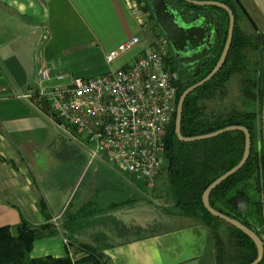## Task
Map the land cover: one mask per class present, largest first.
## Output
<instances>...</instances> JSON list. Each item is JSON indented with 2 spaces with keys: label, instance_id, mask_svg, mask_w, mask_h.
<instances>
[{
  "label": "crops",
  "instance_id": "crops-1",
  "mask_svg": "<svg viewBox=\"0 0 264 264\" xmlns=\"http://www.w3.org/2000/svg\"><path fill=\"white\" fill-rule=\"evenodd\" d=\"M239 1L253 20L264 25V0ZM142 30L140 18L126 0H0V143L3 150L11 156L17 153L21 143V138L17 136L24 133L20 128L22 122L29 120L30 108H36L31 100L36 96L31 94L50 85L39 78L42 68L48 67L55 73L81 78H93L125 69L147 46L141 40ZM135 37L139 38L140 43L119 54L112 63L106 61L111 51ZM262 86L264 99V63ZM29 123L25 121L24 124L29 126ZM72 139L84 150L85 160L80 169L91 168L94 174H102V186H107L106 181L112 179L114 171L121 173L102 157L89 163V147L81 143L78 137ZM27 144L24 152L31 154L35 143L29 141ZM12 176L7 184L9 194L0 193V227L8 225L14 228L24 218V209L29 212L31 219L27 222L31 226L50 223L56 210L66 202L65 198L58 204L59 208L53 210L55 201L44 195L53 196L56 191L46 190L42 195L44 205L39 203V207L35 208L36 199L29 197L26 191L21 195L17 190L15 175ZM118 180L121 184V178ZM92 190L93 194L96 193L97 187ZM106 194L105 189L99 199L91 198L78 207L77 213L92 202L97 203L101 197L104 202L109 199L104 211H113L112 193ZM40 198L41 195L38 202ZM128 207L113 212L124 211ZM88 212V217L98 214L97 208L91 206ZM58 233L57 236L36 241L31 257L61 258L69 255L72 258L65 237ZM125 235H120L116 243L104 241L101 244L106 264H202L210 240L208 229L200 222L178 225L132 239H126Z\"/></svg>",
  "mask_w": 264,
  "mask_h": 264
},
{
  "label": "trees",
  "instance_id": "trees-1",
  "mask_svg": "<svg viewBox=\"0 0 264 264\" xmlns=\"http://www.w3.org/2000/svg\"><path fill=\"white\" fill-rule=\"evenodd\" d=\"M143 3V11L155 27L162 32L155 23L152 11L146 0ZM174 6L187 17L208 13L218 20L220 25V41L215 53L209 58L208 63L198 74L193 72L182 73L176 68L166 64L171 72H176L175 110L180 95L189 87L203 80L216 65L223 49L227 28L228 15L225 11L215 7H197L183 0H170ZM216 1L228 6L235 17V28L231 47L227 59L222 68L208 82L190 93L183 104L181 118V135L183 137H196L213 133L229 126L245 127L251 138V149L248 160L235 174L230 176L217 186L209 196L210 206L219 213L232 218L253 231L258 237L264 236V145H263V86L259 87V139L256 123V73L255 69L250 88L246 89V99H252V109L245 108L242 111L232 109L228 113H213L207 115L201 102L214 97L216 93H223L225 85L231 76L238 72L231 62V56L235 51L251 47L257 55L258 49L264 46L261 35L243 33L237 27L238 12L242 15L234 0H194ZM207 9L217 10L213 13ZM262 76V69H261ZM262 79V77H261ZM251 89V90H250ZM247 102V101H246ZM249 103V102H248ZM248 104L245 106L247 107ZM249 107V106H248ZM175 111L167 128L165 138V157L167 175L165 183V200L172 204V209H163L169 215H178L197 219L206 226L216 247L215 264H251L257 256L253 242L236 228L222 220L211 216L203 207L201 196L204 190L217 178L236 166L243 154L244 134L239 131L227 132L218 137L190 143L180 142L174 133ZM238 194L249 198V208L245 212H238L230 204L229 199ZM124 199L113 202L111 210L131 206L142 197L124 194ZM175 211L176 213L174 214ZM227 226V234L222 239L218 233V223ZM118 223H116L117 225ZM119 225V224H118ZM117 225V226H118ZM121 226V225H120ZM58 230L50 223L39 226H31L26 220L21 219L14 228L6 225L0 227V264H106L103 261L101 244L104 240L97 237L95 246L79 244L78 249L83 255L72 259L69 255L61 258L44 256L32 258L31 252L36 241L57 236ZM264 264V254L261 262Z\"/></svg>",
  "mask_w": 264,
  "mask_h": 264
},
{
  "label": "rangeland",
  "instance_id": "rangeland-1",
  "mask_svg": "<svg viewBox=\"0 0 264 264\" xmlns=\"http://www.w3.org/2000/svg\"><path fill=\"white\" fill-rule=\"evenodd\" d=\"M132 1L136 5L134 9L140 18L143 29L141 40L146 44H151L158 39V36L162 35L148 18V14L142 10L143 3L139 0ZM207 10L218 13L217 10ZM245 11L249 15L247 9ZM241 13L242 15L238 12L237 17V27L239 30L246 34L255 32L264 39V25H259L249 15L258 29L255 31L242 11ZM259 49L261 50L262 57V79H260L262 86L264 46H260ZM231 62L236 66L238 72L231 76L225 85L223 93H216L214 97L200 103L207 115H212L213 113L225 114L232 111V109L238 111H242L245 108L252 109V99H246L245 91L250 88V81L255 69L257 70V55L252 51L251 47L243 48L232 54ZM36 93L31 94V96H36V98L32 97L31 100H33V104L37 109L30 108L31 113L27 116L29 120H23L22 122V127L20 128L24 133H22V136L21 134L17 136L19 139L21 138L17 153L11 156L3 150V145L0 143V193L9 194L7 184L14 174L18 192L23 195L26 191L29 197L35 198V208L39 207V203L44 205L42 201L45 200L42 195H44L46 190L50 192L56 191V194L53 196L44 195L45 198L55 201L53 210L59 208L57 207L58 204L65 198L66 202L56 210L58 214L56 213L57 215L55 214L51 218L50 224L65 237L69 250L73 254V259L80 258L83 255L79 252V244L95 246L97 237L102 238L100 241L104 240L108 243H116L117 238L123 235V233L126 234V239H132L137 236H147L152 232H162L174 226L198 222L197 219L181 217L177 214L169 215L163 210L172 209V204L167 203L165 200L166 172L161 175L152 188L147 189L137 180L126 177L117 171H114L112 179L110 181L107 180V186L104 187L102 186L104 185L102 174L98 172L94 174L91 168L87 170L80 169L81 164L85 160V154L84 150L82 151L81 147L72 139H77L76 135L71 134L72 136H69L61 128L49 122L50 120L48 119L51 115L49 107L44 98L39 96V92ZM247 104L249 107H245ZM25 121L30 122L29 126H25ZM3 140L5 139L3 138ZM29 141L35 144L33 145L31 154H25L24 151L27 150V143ZM10 157L13 158L11 159ZM113 168L116 169L115 167ZM119 178L122 180L121 184L117 182ZM88 182L91 183L90 186ZM97 183L98 186H96ZM93 187H97V192L94 194ZM105 189L106 195H111L110 192L112 193L113 202L122 201L125 197L124 194L128 191L131 195L134 193V196L142 197L144 201L134 203L125 208L124 211L113 212L114 210L104 211L105 207L109 204V199L104 202L101 197L97 203L92 202L90 205L97 208L98 214L88 217L90 206L77 213L78 207L90 201L91 198L99 199L105 193ZM40 195L41 201L38 202ZM240 195L242 194L236 193L230 199ZM173 212L174 214L176 213L175 211ZM113 214L115 215L114 217ZM22 215L24 216V220L30 222L29 212L24 209ZM116 223L119 225L117 224V226ZM218 233L222 239H225L227 226L219 222ZM215 255L216 247L213 238L210 236L208 250L202 260V264H215Z\"/></svg>",
  "mask_w": 264,
  "mask_h": 264
},
{
  "label": "built area",
  "instance_id": "built-area-1",
  "mask_svg": "<svg viewBox=\"0 0 264 264\" xmlns=\"http://www.w3.org/2000/svg\"><path fill=\"white\" fill-rule=\"evenodd\" d=\"M126 1L136 14L133 1ZM157 38L116 72L81 78L48 67L39 71L40 80L50 84L39 91L49 107L50 122L89 147V163L102 157L147 189L166 171L165 138L178 81L166 64L168 41ZM138 43L139 38L131 39L111 51L106 61L112 63Z\"/></svg>",
  "mask_w": 264,
  "mask_h": 264
},
{
  "label": "water",
  "instance_id": "water-1",
  "mask_svg": "<svg viewBox=\"0 0 264 264\" xmlns=\"http://www.w3.org/2000/svg\"><path fill=\"white\" fill-rule=\"evenodd\" d=\"M185 3L197 6V7H215L222 9L225 11L228 15V28H227V35L225 39V43L223 46V49L221 51L220 57L214 66V68L211 70V72L201 81L194 84L193 86L186 89L179 97L177 107L175 110V124H174V133L177 139L180 142L184 143H190V142H196V141H203L212 139L215 137H218L224 133L227 132H233V131H239L244 134V149L243 154L240 162L231 168L229 171L224 173L222 176L217 178L215 181H213L203 192L201 196V201L204 209L213 217L218 218L222 220L223 222L227 223L228 225L236 228L240 232H242L245 236H247L255 245L257 256L256 259L251 264H259L263 258L264 254V236L258 237L253 231L242 225L240 222L229 218L218 211L214 210L210 206L209 202V196L210 193L219 186L222 182H224L226 179H228L230 176L235 174L238 170H240L246 161L248 160V157L250 155V149H251V138L248 130L243 126H229L224 129L215 131L210 134L196 136V137H183L181 135L180 127H181V118H182V110H183V104L186 99V97L192 93L195 89L199 88L206 82H208L211 78H213L217 72L222 68L224 65L230 47L232 43L234 28H235V17L232 12V10L226 6L225 4H222L220 2L216 1H194V0H183ZM241 11L243 12L246 19L250 22V24L253 26L255 31L258 29L256 28L253 20L249 17L247 12L245 11L244 7L241 5L239 0H234ZM148 5L151 8L155 23L157 24L158 28L166 38V40L169 42L172 50L174 52H187L183 51L184 47L190 43L193 39L197 37V32L200 30L201 26L204 23L205 16H202L200 19L193 23L186 24L180 15H178L175 7L172 5L170 0H146ZM214 18V17H213ZM207 40L209 39V36H205ZM261 66H262V57H261V50L259 49V61H258V67H257V74H256V123H257V132H258V139H259V132H260V125H259V87H260V79H261ZM229 204L238 212H245L249 208V198L245 197L244 195H240L238 197L232 198L229 200ZM264 218V214H263Z\"/></svg>",
  "mask_w": 264,
  "mask_h": 264
},
{
  "label": "flooded vegetation",
  "instance_id": "flooded-vegetation-1",
  "mask_svg": "<svg viewBox=\"0 0 264 264\" xmlns=\"http://www.w3.org/2000/svg\"><path fill=\"white\" fill-rule=\"evenodd\" d=\"M174 7L178 15L181 16L186 24L193 23L202 16H205L204 23L197 32V37L184 47L183 51H190L174 52L168 42L167 61L169 66L178 69L182 73L193 72V74L196 75L200 69L205 67L209 58L212 57L219 45L220 25L218 20L208 13H201L187 17L186 15H183L176 6ZM205 36H209V39L207 40Z\"/></svg>",
  "mask_w": 264,
  "mask_h": 264
}]
</instances>
